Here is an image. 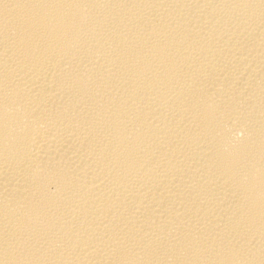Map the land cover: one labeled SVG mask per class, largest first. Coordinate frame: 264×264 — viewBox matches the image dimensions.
Instances as JSON below:
<instances>
[{
  "label": "bare ground",
  "instance_id": "bare-ground-1",
  "mask_svg": "<svg viewBox=\"0 0 264 264\" xmlns=\"http://www.w3.org/2000/svg\"><path fill=\"white\" fill-rule=\"evenodd\" d=\"M0 264H264V0H0Z\"/></svg>",
  "mask_w": 264,
  "mask_h": 264
}]
</instances>
